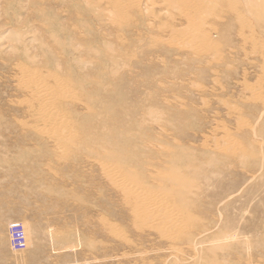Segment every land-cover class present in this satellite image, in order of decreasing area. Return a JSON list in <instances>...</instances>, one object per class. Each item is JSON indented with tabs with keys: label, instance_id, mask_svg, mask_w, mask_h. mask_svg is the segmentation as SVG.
<instances>
[{
	"label": "rangeland",
	"instance_id": "obj_1",
	"mask_svg": "<svg viewBox=\"0 0 264 264\" xmlns=\"http://www.w3.org/2000/svg\"><path fill=\"white\" fill-rule=\"evenodd\" d=\"M0 264H264V0H0Z\"/></svg>",
	"mask_w": 264,
	"mask_h": 264
},
{
	"label": "built area",
	"instance_id": "obj_2",
	"mask_svg": "<svg viewBox=\"0 0 264 264\" xmlns=\"http://www.w3.org/2000/svg\"><path fill=\"white\" fill-rule=\"evenodd\" d=\"M11 246L16 250H23L27 247V234L25 225L22 222H14L10 225Z\"/></svg>",
	"mask_w": 264,
	"mask_h": 264
},
{
	"label": "bare ground",
	"instance_id": "obj_3",
	"mask_svg": "<svg viewBox=\"0 0 264 264\" xmlns=\"http://www.w3.org/2000/svg\"><path fill=\"white\" fill-rule=\"evenodd\" d=\"M191 5H192V4H191ZM195 7H196V6H195ZM22 66H23V65H22ZM25 77H26V76H25ZM62 80H63V79H62ZM43 84H44V83H43ZM61 86H62V85H61ZM54 88H55V87H54ZM51 90H52V89H51ZM56 90H57V89H56ZM56 90H55V91H56ZM53 92H54V91H53ZM58 94H59V92H58ZM36 95H37V94H36ZM56 96H57V95H56ZM59 97H60V96H59ZM52 107H53V106H52ZM52 111H53V110H52ZM57 114H58V113H57ZM53 119H54V118H53ZM62 119H63V118H62ZM60 121H62V120H60ZM51 123H52V122H51ZM64 123H65V122H64ZM59 124H61V123H59ZM65 124H66V123H65ZM55 126H56V125H55ZM63 128H64V127H63ZM53 132H54V131H53ZM53 132H52V133H53ZM52 135H53V134H52ZM61 136H62V135H61ZM117 180H118V179H117ZM117 184H118V183H117ZM117 184H116V185H117ZM121 185H122V184H121ZM126 185H127V184H126ZM126 185H125V187H126ZM127 186H128V185H127ZM127 190H129V189H127ZM139 191H141V190H139ZM131 196H132V195H131ZM140 196H141V195H140ZM142 196H143V195H142ZM152 196H153V195H152ZM145 197H148V196H145ZM137 198H138V197H137ZM143 198H144V196H143ZM144 199H145V198H144ZM148 199H149V198H148ZM137 200H138V199H137ZM139 200H142V199H139ZM146 200H147V199H145L144 202H145ZM151 200L153 201V199H151ZM147 202H148V201H147ZM160 202H161V200H160ZM141 203L143 204V200H142ZM152 203H153V202H152ZM142 204H141V205H142ZM147 204H149V203H147ZM145 205H146V204H145ZM176 220H177V219H176Z\"/></svg>",
	"mask_w": 264,
	"mask_h": 264
}]
</instances>
